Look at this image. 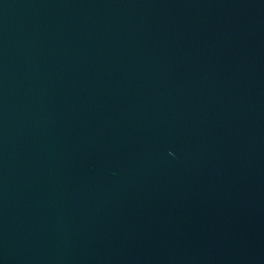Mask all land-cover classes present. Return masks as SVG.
Returning <instances> with one entry per match:
<instances>
[{"label": "water", "instance_id": "1", "mask_svg": "<svg viewBox=\"0 0 264 264\" xmlns=\"http://www.w3.org/2000/svg\"><path fill=\"white\" fill-rule=\"evenodd\" d=\"M0 264H264V0H0Z\"/></svg>", "mask_w": 264, "mask_h": 264}]
</instances>
